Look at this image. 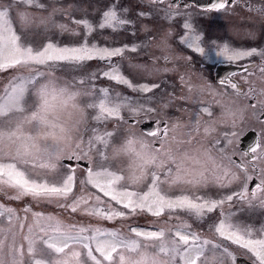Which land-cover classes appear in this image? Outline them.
<instances>
[{"label":"snow or ice","instance_id":"6c2138e0","mask_svg":"<svg viewBox=\"0 0 264 264\" xmlns=\"http://www.w3.org/2000/svg\"><path fill=\"white\" fill-rule=\"evenodd\" d=\"M149 2L160 5L166 18L181 14L173 4L165 5V0ZM235 2L217 0L208 11L223 10ZM18 5H24L25 9L44 8L38 0H9L6 6H0V74L7 77L0 84V195L10 200L29 197L99 221L124 222L127 232L93 224H66L51 214L33 212L30 206H25V215L20 216L15 209L0 204V225L7 223V227L0 226V264H236L237 256L230 250L233 246L237 251L244 250L242 254L249 256L251 264H264V228L254 230L236 223L233 211L237 203L264 207L261 164L264 142L258 140L255 146H249L238 160L234 159L237 153L229 151L235 133L224 132L222 137L214 138L211 147H202L195 154L173 148V144L193 143V133L201 129V112L211 117L210 107L192 114L191 126L183 133L188 137L186 141L178 140L175 135L185 125L167 121H157V127L144 134L134 130L141 122L136 120L120 143L115 142L118 135L115 130L101 132L89 128L86 109H98L92 117L95 121L116 118L124 124L128 120L122 112L136 117L143 111H156L131 98H122L119 93L113 98L108 88L98 90L103 94L98 103L81 106L82 98L95 99L97 89L90 82L98 79V75L126 85L136 93H153L160 85L134 84L124 76L120 63L113 58L123 60L126 51L135 53L137 47L109 48L90 43L88 35L94 27L88 20L73 21L86 32L74 46L53 42L38 48L31 46L14 26L17 17L22 24L31 21V14L19 11ZM254 10L264 14V7ZM128 23L113 6L103 13L98 28L117 30ZM58 27L62 31L70 30L66 25ZM184 28L188 31L181 37L182 43L204 54L200 36L189 23L185 22ZM216 55L228 63L256 55L264 65V50L258 52L255 48L238 50L225 44ZM93 60L105 62L107 70L78 80L73 76L71 81L57 74L66 68H81ZM242 67L239 80L225 77L219 83L230 88L237 98L255 101L245 108L250 107L257 121L264 123V87L257 88L249 79L254 75L249 68L258 66ZM259 72L264 74V66H259ZM236 76L237 73L231 74ZM260 78L264 80V75ZM204 87L194 90L188 85V91L190 94L195 91L198 96ZM182 98L192 99V96ZM162 107L167 108L168 104ZM65 114L69 119L64 118ZM229 114L235 126L236 112ZM73 115L75 119H71ZM215 123L204 122L205 136L215 132ZM93 152L103 161L126 157L130 161L127 173L118 174L108 167L97 170L94 165L78 180L75 168L63 169L60 164L64 157L93 163ZM254 179L259 182L250 188L249 182ZM210 184L218 190L215 196L197 194ZM89 186L96 191L89 192ZM28 213H31L30 223ZM141 215L156 218L155 230L131 222ZM183 216L194 221L215 217L208 229L211 237L193 231L192 224L182 219ZM5 248L9 261L4 258Z\"/></svg>","mask_w":264,"mask_h":264},{"label":"rangeland","instance_id":"374dc122","mask_svg":"<svg viewBox=\"0 0 264 264\" xmlns=\"http://www.w3.org/2000/svg\"><path fill=\"white\" fill-rule=\"evenodd\" d=\"M38 2L44 5L43 9L32 6L25 9L24 5L17 6L19 11L26 10L31 14L30 23L22 24L18 17L14 23L17 33L22 34L28 44L37 48L47 42H53L59 46H74L83 39L86 32L82 25L77 26L73 21L88 20L94 27V31L88 35L90 43L109 48L123 45H128L129 48L132 46L137 47L135 53L126 51L123 60L113 58L114 62L118 61L120 63L121 73L124 76L134 84L160 85L158 89H153V93L133 92L126 85L99 76L100 70H107V64L99 60L86 62L78 69L66 68L65 72H58L59 76L68 81H71L73 76L77 77L78 80L81 77L97 73L98 79L90 82L97 89L96 97L94 100L82 98L81 106H85L89 102L98 103L99 99H103V94L99 93L98 90L108 88L109 95L113 98L119 93L122 98H131L138 104L144 105L145 108L156 109L154 113L143 111L136 117H131L126 112H122L121 114L128 120V124H124L116 118L108 121H95L92 117L97 114L98 109H86L89 128H98L101 132L115 130L118 132L115 142L120 143L127 135L129 125L136 120L141 122L136 125L134 130L137 133L144 134L149 129L156 128L157 121H167L185 125L184 128H178L175 135L178 140L186 141L188 137L183 133L187 132L191 126L192 114L200 111L203 107H210L211 117L201 112V129L199 133H193V143L173 144V148L179 147L181 152L187 151L195 154L196 150L202 147H211L214 138H220L224 132H229L236 134L231 137L233 143L229 146V151L237 153L239 157L242 154L238 148L239 137L247 129L255 130L260 136V141H263L264 123L257 121L250 107L245 108V105L251 104L249 100L237 98L235 94L228 93V89L226 90L219 83L225 77L234 78L231 77L232 73H237L235 79L239 80L240 74L244 71L242 65L256 64L258 67L249 68V72L254 73L249 79L255 82L257 88L264 87V80L260 78L264 74L259 72V66H264L261 65V57L254 55L232 63L223 62L222 58L216 55L219 49L201 43L200 46L205 49V53L201 54L183 44L181 37L188 31L184 28V23L187 22L200 38L202 35L204 37L205 34H209L208 36L220 40L219 42L228 43L231 48L238 50L255 48L258 52L262 51L264 50V14L254 9L264 7V0H236L235 3H230V6L218 11L199 9L194 5L181 4L178 1L173 5L178 8L181 14L173 16L171 19L165 17L160 5H153L149 0H38ZM8 3L9 0H0V6H6ZM169 3H171V0H165V5ZM113 6H116L118 12L122 13V18L129 20L130 23L117 30L111 28L99 29L98 24L102 21L103 13ZM141 13H144V15H141ZM13 16L16 17L15 12H13ZM58 25H66L70 30L62 31ZM192 54H196V56L198 54L204 64H195ZM165 56H169L170 59L165 60ZM187 57H191V59L188 60ZM206 63L216 64L212 69L215 80H211L212 77L209 78ZM229 66L235 68L234 72H228ZM181 77H183V80ZM6 79L5 75L0 74V84L5 82ZM240 82L243 81L240 80ZM188 85H191L194 90L206 85H210L211 88L204 87V91L197 96L195 91L189 93ZM245 87L246 90L248 85L246 84ZM189 95L192 96V99L182 98ZM150 97L151 100H149ZM251 102L254 103L255 101L251 100ZM164 104H168V107H162ZM239 109L245 110L241 112ZM230 112H236L235 126H232L233 117L229 114ZM64 118L69 119L67 114ZM75 118L74 115L71 117V119ZM222 120L227 121V123H220ZM211 121L217 122L214 125L216 130L211 135L205 136L203 131L204 122ZM156 147H159V143L156 144ZM92 156L93 163H89L88 160L84 159L72 160L73 165L66 164L61 160L60 164L63 169L75 168L78 180L83 179L86 176V170L94 165L97 170L100 167H108L112 171H117L118 174H126L128 171L130 161L126 157L103 161L96 156L95 152L92 153ZM63 159L69 160L67 157ZM261 164L264 166V162H261ZM191 190L196 191V189ZM233 190H236L235 185ZM88 191L96 190L89 186ZM217 191L210 184L207 189H202L197 194L207 193L211 197L215 196ZM77 194H79L78 188ZM100 195L102 196V194ZM0 204L15 209L20 216L25 215L23 212L25 206H30L33 212H43L45 215L51 214L66 224H93L103 228L122 229L127 232V228L123 227L124 222L99 221L94 217L71 214L55 204L37 202L29 197L21 200H10L6 196L0 195ZM233 211L235 212L236 223L246 225L254 230L264 228V207L258 204L249 206L245 203H237L234 205ZM28 216V222L30 223L31 213H28ZM182 219L192 224L193 231L211 237L212 234L208 229L209 225L214 223L215 217L203 221H194L187 216H183ZM155 221L156 218L150 215H141L131 222L155 230L153 227ZM159 223H163V218ZM169 223L177 222L170 221ZM0 226L7 227L6 221ZM8 242H10V239L6 241V244ZM17 242H20L19 237ZM230 250L236 256L241 255L251 262L247 254H242L244 250L237 251L235 246ZM4 258L6 261L11 259L7 255V248H5Z\"/></svg>","mask_w":264,"mask_h":264},{"label":"flooded vegetation","instance_id":"af4514ba","mask_svg":"<svg viewBox=\"0 0 264 264\" xmlns=\"http://www.w3.org/2000/svg\"><path fill=\"white\" fill-rule=\"evenodd\" d=\"M180 2L181 4H191V5H194L193 3H191V2H189V1H187V0H171V3L172 4H176L177 2ZM116 3V2H115ZM117 4V3H116ZM195 7H197L196 5H194ZM197 8H199V7H197ZM199 9H204V8H199ZM208 10V9H210V8H205V10ZM209 34H205V36L203 37V35H202V37H201V41H202V43L205 45V46H210V47H212V48H215V49H219V47L220 46H223V45H225V44H227L228 45V43H225V42H219L220 40H216V39H214V38H212L211 36H208ZM231 48V47H230ZM232 49H235V48H232ZM192 57H194V62H195V64H199V65H202V64H204V62L201 60V58L199 57V55L197 54V56H196V54L194 55V54H192ZM214 65L216 66V64H212V63H206V66L208 67V75H209V78L211 79V77H212V79L211 80H213L214 79V74H213V72H212V69H213V67H214ZM234 70H235V68H233L232 66H229V69H228V72H231V71H233L234 72ZM232 79H235V77L234 78H232ZM215 80V79H214ZM215 82V81H214ZM165 85L163 84V87H164ZM246 88V87H245ZM228 89V90H227ZM226 90H227V92L228 93H232V94H234V92L230 89V88H226ZM249 103H252L251 102V100H249ZM161 125H163L162 123H161ZM155 129V128H154ZM248 130H253V129H247L240 137H239V145H238V148H239V151H241L242 153H243V151L245 150V149H241V147H240V138L248 131ZM253 131H255V130H253ZM255 133H256V135H257V139H256V142L259 140L260 141V136H259V134L255 131ZM262 142H264V138H263V141ZM247 150V149H246ZM251 157L249 156V157H247V158H245L246 160L247 159H250ZM234 159H239V157L238 156H234ZM63 160V159H62ZM72 161V160H71ZM259 181H257V180H255L254 179V181H251L250 182V184H249V187L251 188V187H253L254 186V183H258Z\"/></svg>","mask_w":264,"mask_h":264},{"label":"water","instance_id":"95a60500","mask_svg":"<svg viewBox=\"0 0 264 264\" xmlns=\"http://www.w3.org/2000/svg\"><path fill=\"white\" fill-rule=\"evenodd\" d=\"M199 8H211L213 3H216L217 0H187ZM257 139V135L255 131L248 130L241 138H240V147L241 149H248L249 146H255ZM63 162L69 165H73L71 160L63 159ZM236 264H251V262L245 259L242 256H237Z\"/></svg>","mask_w":264,"mask_h":264},{"label":"bare ground","instance_id":"6f19581e","mask_svg":"<svg viewBox=\"0 0 264 264\" xmlns=\"http://www.w3.org/2000/svg\"><path fill=\"white\" fill-rule=\"evenodd\" d=\"M239 256H241V255H239ZM243 257V256H242ZM245 258V257H244ZM246 259V258H245ZM248 260V259H247Z\"/></svg>","mask_w":264,"mask_h":264}]
</instances>
